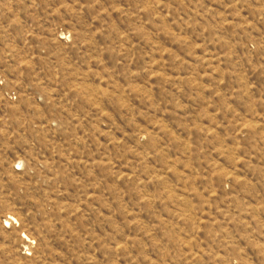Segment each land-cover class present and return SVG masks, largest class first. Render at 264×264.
Segmentation results:
<instances>
[{
    "label": "rangeland",
    "instance_id": "rangeland-1",
    "mask_svg": "<svg viewBox=\"0 0 264 264\" xmlns=\"http://www.w3.org/2000/svg\"><path fill=\"white\" fill-rule=\"evenodd\" d=\"M0 264H264V0H0Z\"/></svg>",
    "mask_w": 264,
    "mask_h": 264
}]
</instances>
